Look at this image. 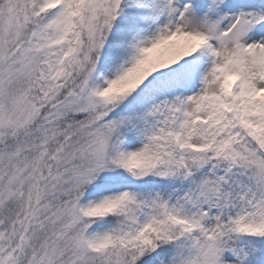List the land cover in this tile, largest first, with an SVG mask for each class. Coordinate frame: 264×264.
Segmentation results:
<instances>
[{
	"label": "snow or ice",
	"instance_id": "snow-or-ice-1",
	"mask_svg": "<svg viewBox=\"0 0 264 264\" xmlns=\"http://www.w3.org/2000/svg\"><path fill=\"white\" fill-rule=\"evenodd\" d=\"M0 264H264V0H0Z\"/></svg>",
	"mask_w": 264,
	"mask_h": 264
}]
</instances>
